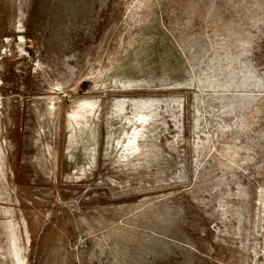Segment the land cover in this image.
Instances as JSON below:
<instances>
[{"label": "rangeland", "instance_id": "obj_1", "mask_svg": "<svg viewBox=\"0 0 264 264\" xmlns=\"http://www.w3.org/2000/svg\"><path fill=\"white\" fill-rule=\"evenodd\" d=\"M0 264H264V0H0Z\"/></svg>", "mask_w": 264, "mask_h": 264}]
</instances>
